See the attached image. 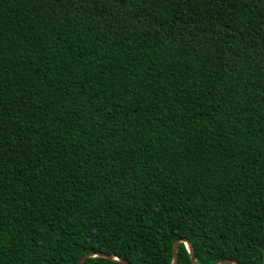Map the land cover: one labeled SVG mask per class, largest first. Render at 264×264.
Here are the masks:
<instances>
[{
  "label": "trees",
  "instance_id": "1",
  "mask_svg": "<svg viewBox=\"0 0 264 264\" xmlns=\"http://www.w3.org/2000/svg\"><path fill=\"white\" fill-rule=\"evenodd\" d=\"M177 240L264 264V0H0V264Z\"/></svg>",
  "mask_w": 264,
  "mask_h": 264
},
{
  "label": "water",
  "instance_id": "2",
  "mask_svg": "<svg viewBox=\"0 0 264 264\" xmlns=\"http://www.w3.org/2000/svg\"><path fill=\"white\" fill-rule=\"evenodd\" d=\"M183 243L188 254H189V259H190V263L191 264H195V261H194V255H193V250H192V247L190 246L189 243H187L186 241H175L172 245V260H171V263L170 264H176V261H177V245L178 243ZM93 257H102V258H105V259H108V260H112V261H115V262H119L120 264H127L121 260H118L117 258H114V257H110V256H103V255H100V254H86L84 255L82 258H80V260L78 261V264H83L84 261L87 259V258H93ZM263 258H264V252H263ZM215 264H237L236 262L234 261H230V260H223V261H219Z\"/></svg>",
  "mask_w": 264,
  "mask_h": 264
}]
</instances>
